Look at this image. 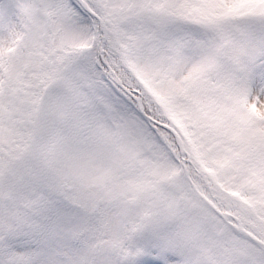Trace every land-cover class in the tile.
<instances>
[{"label": "snow or ice", "instance_id": "6c2138e0", "mask_svg": "<svg viewBox=\"0 0 264 264\" xmlns=\"http://www.w3.org/2000/svg\"><path fill=\"white\" fill-rule=\"evenodd\" d=\"M0 264H264V0H0Z\"/></svg>", "mask_w": 264, "mask_h": 264}]
</instances>
